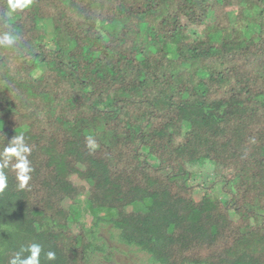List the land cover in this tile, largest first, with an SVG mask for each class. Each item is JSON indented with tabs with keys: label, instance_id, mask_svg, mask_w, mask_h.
<instances>
[{
	"label": "trees",
	"instance_id": "16d2710c",
	"mask_svg": "<svg viewBox=\"0 0 264 264\" xmlns=\"http://www.w3.org/2000/svg\"><path fill=\"white\" fill-rule=\"evenodd\" d=\"M7 24L0 151L23 134L34 171L5 169L0 264H88L81 196L153 264H264V0H0Z\"/></svg>",
	"mask_w": 264,
	"mask_h": 264
},
{
	"label": "clouds",
	"instance_id": "9594fccd",
	"mask_svg": "<svg viewBox=\"0 0 264 264\" xmlns=\"http://www.w3.org/2000/svg\"><path fill=\"white\" fill-rule=\"evenodd\" d=\"M33 0H7L8 15L12 16L17 12H23L30 8ZM7 29L0 33V46L13 48L17 46L19 35L12 28L11 24L6 25ZM87 147L91 151H95L99 145L93 136L86 137ZM32 148L25 142L23 134L15 135L7 146L0 151V192H3L8 187V175L5 169H11L15 173L17 187L25 189L28 187L32 179V172L34 171L29 156ZM14 161V162H13ZM43 247L39 243H30L26 247H21L8 264H41V253ZM25 253L27 255H25ZM44 258L51 262L56 260V253L54 251H47L44 253Z\"/></svg>",
	"mask_w": 264,
	"mask_h": 264
},
{
	"label": "rangeland",
	"instance_id": "374dc122",
	"mask_svg": "<svg viewBox=\"0 0 264 264\" xmlns=\"http://www.w3.org/2000/svg\"><path fill=\"white\" fill-rule=\"evenodd\" d=\"M39 73V72H37ZM74 184H84L77 180L76 176L70 178ZM86 196H81L78 200L79 206L74 209L78 221L72 225L73 231L78 232V228L83 226L91 231L95 245L102 246V252L89 251L88 264H153L150 262V255L144 252L129 248L119 241L118 231L109 225L101 224L93 226V215L87 211ZM62 206L66 209L70 207V202L64 200ZM79 225V226H78Z\"/></svg>",
	"mask_w": 264,
	"mask_h": 264
}]
</instances>
